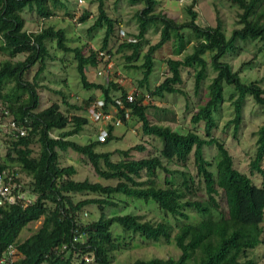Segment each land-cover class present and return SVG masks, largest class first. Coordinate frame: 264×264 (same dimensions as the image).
Here are the masks:
<instances>
[{
	"label": "trees",
	"instance_id": "trees-1",
	"mask_svg": "<svg viewBox=\"0 0 264 264\" xmlns=\"http://www.w3.org/2000/svg\"><path fill=\"white\" fill-rule=\"evenodd\" d=\"M50 1L0 0V52L10 55L0 62V111L8 109L26 129L24 136L14 137L9 133L8 151L4 158L0 156V171L12 173L14 182L20 185L18 189L30 198V201L23 198L16 203L0 204V260L9 244L17 248L15 258L3 264H114L116 252L127 245L124 234L114 235V226H120L126 234H140L149 240L174 241L181 249L177 258H139L130 264H259L247 257V252L264 245V122L257 130L256 153L251 161L252 172L258 171L262 177L260 183L237 168L230 149L215 135V130L219 127L216 114L227 101L226 88L233 89L229 98L235 110L231 120L235 131L243 121L247 100L253 99L264 115V86L259 80L245 79L241 70H234L225 60L227 55L240 50V42L259 41L264 51V0H228L240 9L238 26L230 36L220 19L216 26L197 22L199 15L194 9L197 0L186 6L190 18L182 22L163 11L156 12L161 0H130L143 2L144 6L137 11L136 38L125 39L121 44L133 50L129 59L138 58L143 45L149 44L146 35L151 28L160 29V40L149 46L140 66L139 83L149 89L150 96L184 93L181 88L184 69L194 74L195 91L199 93L209 75V66L216 72L208 85V99L191 118L196 125L204 123V134L195 130L181 133L169 125L152 123L147 113L149 106L144 103V91L130 93L133 99L129 100L127 90L113 79L107 84L89 81V66L99 69L113 58L109 45L118 21L108 15L104 1L101 0L98 17L89 31L105 28L99 49L109 54L110 60L99 58L89 44L84 48L70 47L64 28L48 25L37 32L26 30L25 8L36 9L44 18L50 17L55 14ZM52 2L63 5L61 0ZM91 13L86 9L79 16L80 21L85 22ZM67 14L73 16L71 11ZM185 29L199 36L193 51L183 58H168L164 80L151 87L155 54L171 41L177 42L176 53H180L185 48ZM49 41H56L63 51H73L84 87L101 90L104 108L113 105L115 116L107 122L104 140L83 144L72 139L83 132L90 120L82 114L69 115L57 101L40 109L37 78L50 56ZM21 53L26 54L25 59L14 60ZM37 62L41 66L36 81L32 82L27 77ZM119 89L121 94H114ZM98 99L74 107L90 111ZM127 113L129 117L133 113L138 115L143 133L160 141L156 154L132 158V151L146 150L142 144L113 151L98 150L115 138V122L120 118L125 123L129 119ZM35 141L41 144L37 156L31 147ZM206 146H215L216 154L208 157ZM68 149L86 156L99 176L116 180V184L74 179L76 167L60 163L59 150ZM16 163L30 175L27 183L17 175ZM118 194L154 202L171 218L164 215L153 221L144 220L140 214L118 213ZM94 204L100 209L99 217L84 222V208ZM108 208L113 210L110 216ZM41 219V226L21 239L22 230Z\"/></svg>",
	"mask_w": 264,
	"mask_h": 264
},
{
	"label": "rangeland",
	"instance_id": "rangeland-1",
	"mask_svg": "<svg viewBox=\"0 0 264 264\" xmlns=\"http://www.w3.org/2000/svg\"><path fill=\"white\" fill-rule=\"evenodd\" d=\"M62 4L55 5L52 0L49 2L50 8L55 14L44 18L39 15L36 9L26 7L23 15L26 18L25 29L29 32H37L42 28L52 25L56 29L64 28L68 36V45L70 47H85L87 44L92 48H100L103 45L105 36V28L94 30L90 33V28L94 24L99 14V5L101 0H61ZM104 8L108 15L118 21L116 34L110 40V48L113 51V58L110 61L109 71L99 73V69L94 66L87 68V76L90 82L107 84L111 79L118 82V85L125 88L130 93H145V105L148 104L147 113L149 119L154 124L169 125L174 130L186 133L189 130H195L204 134V123L194 124L191 120L192 115L198 110L199 106L208 99V85L212 78L216 75L211 65L208 68L209 75L205 79L199 93L195 91V77L193 73H189L187 69L183 70L184 83L181 85L184 93H167L164 97L150 96L149 89L140 85L142 78V70L140 66L144 62V54L147 52L151 44H155L160 40V29L151 28L146 37L149 44L143 45L140 55L135 60L128 57L132 55L133 50L128 47H122L121 44L125 39L136 38L139 32V20L137 11L141 9L143 2L132 3L130 0H102ZM193 0H161L160 6L156 12L163 11L178 21H185L190 18L187 13L186 6L191 4ZM91 10V15L85 22H81L79 16L85 10ZM194 9L198 12L197 22L202 26H216L218 19L222 21L223 27L228 36L234 27L238 26L239 8L228 0H197ZM67 11H71L73 16H69ZM185 48L176 53L177 42L171 41L165 47L157 51L155 54V69L151 76V87L158 85L165 78V72L168 69L167 59L170 57L183 58L187 53L193 51V45L199 39V36L191 29H185ZM50 48V56L46 59V66L37 78L39 83V94L41 98L40 109L50 105L52 102H59L61 108L67 111L69 115L82 114L89 118V123L85 125L81 134L74 135L72 139L80 143H88L92 140L99 139V130L107 127L106 120L97 121L92 117L88 110H77L74 106H80L87 100L95 98L102 99L103 95L100 89L85 88L80 79L78 72V62L73 51H63L57 47L56 41L48 42ZM240 50L231 53L225 57L230 62L234 70H241V75L247 80H259L264 86V51L259 41L240 42ZM26 54H18L14 60L25 59ZM210 60V53L206 55ZM10 58L7 52H0V62ZM249 61L251 64H248ZM248 62V63H247ZM247 63V64H246ZM41 66V62H37L30 70L28 79L35 82V75ZM244 66V67H242ZM103 67V65H102ZM231 88H226V103L216 114L219 123L215 135L225 141L231 154L234 157L235 165L240 170L246 172L254 178L258 183L261 182V175L258 171L252 172L251 161L256 153L257 130L264 122V115L261 108L249 99L245 103L243 121L237 131L232 119L235 117V110L232 100L229 98ZM114 94L120 95L121 90H115ZM26 97L27 94H24ZM108 114L113 118L115 109L112 104H108L106 108ZM229 123V125H228ZM56 134V133H55ZM115 138L108 143L107 146L98 148L100 151L127 149L137 144H142L146 150L132 151V158H143L156 154L160 141L145 135L142 130V122L138 115L132 114L125 122L117 125L114 130ZM102 139V138H101ZM9 134L7 126H3L0 131V156L4 158L8 151ZM31 147L33 155L37 156L41 152V144L35 141ZM206 155L212 157L216 154L215 146L205 147ZM61 165H74L77 173L73 175L76 180L88 179L92 182H100L102 184H116V180L105 179L99 176L89 162L88 158L72 149L66 151L59 150ZM116 159L117 156H114ZM264 166V164H263ZM14 169L23 183L30 180V175L19 165L14 164ZM193 166H191V170ZM80 198L79 194H76ZM116 200L119 201L117 207L118 213H135L142 215L144 220L159 221L162 217H170L165 214L156 203L147 202L141 199H133L118 194ZM108 215L113 214L112 208H108ZM192 216L194 212L191 211ZM100 209L97 205H88L84 208L83 221L89 222L98 218ZM42 219L30 223L22 230L20 237L25 239L30 236L36 229L41 226ZM115 236L118 233L124 234L127 245L116 252V260L114 264H130L136 259L153 257H179L181 249L174 241L149 240L140 234L132 235L124 233L120 226H114ZM247 257L255 259L259 264H264V245H260L256 249H250Z\"/></svg>",
	"mask_w": 264,
	"mask_h": 264
},
{
	"label": "built area",
	"instance_id": "built-area-1",
	"mask_svg": "<svg viewBox=\"0 0 264 264\" xmlns=\"http://www.w3.org/2000/svg\"><path fill=\"white\" fill-rule=\"evenodd\" d=\"M92 49L96 51L99 58L104 57L105 59L110 60V55L107 54L105 51L100 50L99 48H95L93 46ZM109 65L110 62L107 66L103 65V67H100L99 73H103V71H109L108 68ZM147 96L150 97L149 94ZM128 98L129 100H132L133 99L132 94H129ZM104 103H105L104 100L98 99L94 102L92 108L90 109V113L92 117H94L97 121L112 120V116L108 114L106 108H104ZM126 116L129 117V114L127 113ZM121 123L122 120L118 118L115 122V125L117 126L120 125ZM3 126H7L8 134L11 133L12 136L14 137L24 136L26 134V129L17 123L14 116L6 108L0 111V130H2ZM106 136H107V127L101 129L99 139L104 140ZM18 188H20V185L17 182H14V176L12 173H10L8 170L0 171V204H4L6 202L16 203L23 198H26L27 201H30V198L27 197L26 192ZM16 254H17L16 246L13 243L9 244L6 251L4 252L3 257L0 260V263L3 264L9 260H13Z\"/></svg>",
	"mask_w": 264,
	"mask_h": 264
}]
</instances>
